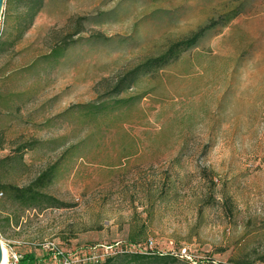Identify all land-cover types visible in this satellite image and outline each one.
<instances>
[{
    "label": "rangeland",
    "instance_id": "374dc122",
    "mask_svg": "<svg viewBox=\"0 0 264 264\" xmlns=\"http://www.w3.org/2000/svg\"><path fill=\"white\" fill-rule=\"evenodd\" d=\"M40 1L30 20L4 0L0 19L3 248L33 264L121 251L264 264V0ZM209 23L176 60L125 78ZM51 166L40 192L54 207L2 189Z\"/></svg>",
    "mask_w": 264,
    "mask_h": 264
},
{
    "label": "trees",
    "instance_id": "16d2710c",
    "mask_svg": "<svg viewBox=\"0 0 264 264\" xmlns=\"http://www.w3.org/2000/svg\"><path fill=\"white\" fill-rule=\"evenodd\" d=\"M30 20L37 14L40 8V0H25ZM234 16V15H233ZM213 23L199 28L197 31L188 37L172 42L166 50L155 58H149L144 63L133 69L125 77L136 76L137 73L148 74L153 70H158L165 67L170 62L176 60L181 53L193 48L202 35L212 28ZM61 49H55L49 55L59 57ZM125 80V79H124ZM122 79L113 89V93L119 94L121 86L124 83ZM98 110V108H94ZM54 174V167L51 166L44 172L39 174L33 181L25 187H16L13 185H5L2 189L8 194L10 198L16 201L20 206L25 209H39L49 208L56 206L55 199L40 192L46 184H48ZM1 195L3 193L1 192ZM32 254L24 255L21 257L19 264H33ZM84 264H182L178 255L172 253H157L155 251H121L104 257L102 260L87 262ZM235 264H244L237 261Z\"/></svg>",
    "mask_w": 264,
    "mask_h": 264
},
{
    "label": "built area",
    "instance_id": "2783aa9c",
    "mask_svg": "<svg viewBox=\"0 0 264 264\" xmlns=\"http://www.w3.org/2000/svg\"><path fill=\"white\" fill-rule=\"evenodd\" d=\"M5 251L7 254V259L5 264H19L21 257L17 255V253L13 250L12 247L6 246Z\"/></svg>",
    "mask_w": 264,
    "mask_h": 264
},
{
    "label": "water",
    "instance_id": "95a60500",
    "mask_svg": "<svg viewBox=\"0 0 264 264\" xmlns=\"http://www.w3.org/2000/svg\"><path fill=\"white\" fill-rule=\"evenodd\" d=\"M3 3H4V0H0V19H1L2 9H3ZM2 259H3V247L0 244V264L2 263Z\"/></svg>",
    "mask_w": 264,
    "mask_h": 264
},
{
    "label": "bare ground",
    "instance_id": "6f19581e",
    "mask_svg": "<svg viewBox=\"0 0 264 264\" xmlns=\"http://www.w3.org/2000/svg\"><path fill=\"white\" fill-rule=\"evenodd\" d=\"M2 247H3V246H2ZM6 259H7V254H6L5 249L3 248V259H2V263H1V264H5Z\"/></svg>",
    "mask_w": 264,
    "mask_h": 264
}]
</instances>
